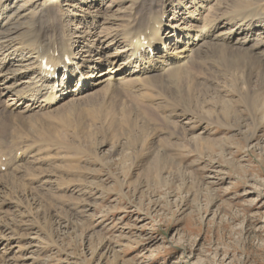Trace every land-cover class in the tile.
<instances>
[{
    "label": "rangeland",
    "instance_id": "rangeland-1",
    "mask_svg": "<svg viewBox=\"0 0 264 264\" xmlns=\"http://www.w3.org/2000/svg\"><path fill=\"white\" fill-rule=\"evenodd\" d=\"M236 1L215 10L228 28ZM86 4L72 13L101 10L106 30L103 14L121 15L124 28L127 15L158 9ZM247 8L264 14V0ZM31 18L17 24L25 30ZM193 56L179 74L163 73L162 87L111 73L26 114L0 91V264H264V80L254 73L248 83L226 53Z\"/></svg>",
    "mask_w": 264,
    "mask_h": 264
},
{
    "label": "bare ground",
    "instance_id": "bare-ground-1",
    "mask_svg": "<svg viewBox=\"0 0 264 264\" xmlns=\"http://www.w3.org/2000/svg\"><path fill=\"white\" fill-rule=\"evenodd\" d=\"M88 2L90 8H94L104 0H0V91L1 95L11 93L12 102L5 104L11 111L23 110L26 114L80 95L93 88L98 78L111 73L125 79L123 85L131 83L132 86L133 76L145 75L150 82L155 85L159 82L162 87L163 73L179 74L182 62L191 61L199 52L226 53V59L236 69L245 65L248 83L251 84L254 73L259 80H264V14L258 8L244 10L247 0L233 4L236 9H231L230 13L234 11V16L227 17L225 22L230 28L215 14L225 0H153L158 9L148 17L127 15L128 24L124 28L120 27L124 20L121 15L103 14V23L110 24L107 30L97 18L101 10L95 13L83 10L79 16L72 13L74 8L82 10L81 4ZM54 5L61 13L67 7V19L58 21L60 14L53 12ZM209 10L213 14L202 26L203 14ZM29 12L33 18L23 30L17 22ZM249 12L257 15L245 17ZM168 13L173 16L166 22ZM196 13L200 18H196ZM73 22L75 27L71 28L69 24ZM80 45L81 51H75ZM104 61L108 69L96 72ZM126 115L128 125L132 126L133 121L129 120L128 113ZM22 148L17 146L15 151ZM25 153L27 155L23 149L21 156L17 151L11 157L16 161ZM29 155L31 158L32 154ZM160 165L156 160V166Z\"/></svg>",
    "mask_w": 264,
    "mask_h": 264
}]
</instances>
